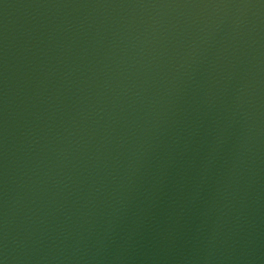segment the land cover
Instances as JSON below:
<instances>
[{"label": "water", "instance_id": "obj_1", "mask_svg": "<svg viewBox=\"0 0 264 264\" xmlns=\"http://www.w3.org/2000/svg\"><path fill=\"white\" fill-rule=\"evenodd\" d=\"M0 264H264V0H0Z\"/></svg>", "mask_w": 264, "mask_h": 264}]
</instances>
